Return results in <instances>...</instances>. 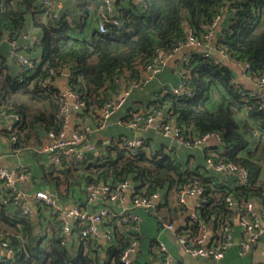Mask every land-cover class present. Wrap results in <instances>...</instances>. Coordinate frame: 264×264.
Returning <instances> with one entry per match:
<instances>
[{
  "label": "trees",
  "instance_id": "trees-1",
  "mask_svg": "<svg viewBox=\"0 0 264 264\" xmlns=\"http://www.w3.org/2000/svg\"><path fill=\"white\" fill-rule=\"evenodd\" d=\"M104 4V0H70L65 2L67 11L61 9L55 18L42 6V0H0V40L7 37L10 42L18 41L29 14L33 15L35 27L42 31L38 44L41 58L35 62L34 69L20 68L18 74H12L5 73V66L0 65V110L20 117L16 123L15 150L29 149L39 154L48 132L64 127L61 113L66 97L56 85L58 78L66 75L68 90L86 101V109L79 114V126L83 122L97 123L104 104L114 98L118 89L127 87L141 75L140 66L149 64L161 52L165 55L173 52L186 40L187 29L205 43L206 26L219 15L224 19L214 38L217 52H224L230 60L248 61L252 78L264 74V0H115L114 16L120 25L108 20V31L102 33L97 24ZM77 15L81 16L78 20L74 19ZM90 26L94 27L93 32L86 38L83 33ZM30 47L25 53L33 59ZM188 54L189 62L181 58L177 61L176 83L158 87L150 100L131 108L121 119L128 121L138 114L161 109L169 121L184 129L188 138L212 131L220 133L221 148L214 151L217 159L245 167L249 171L247 183H229L226 174L207 167L210 154L206 155V165L191 169L176 147L166 148L163 144L154 148L144 137H141L142 145L128 147L126 141L132 137L125 134L109 142L97 141L96 151H86L82 159L66 161L59 170L42 161L40 167L45 168L41 170L47 191L59 200L68 192L74 195L78 192L84 201L75 203L86 207V186L129 180L133 196L160 193L161 199L148 211L156 215L162 226L173 223L179 235L190 231L192 236L197 234L200 222L186 215V204L177 200L179 190L190 184L204 188L206 201L199 210V219L213 232L227 222L234 228L235 217L249 200L262 207L264 108L261 99L249 96L253 91L238 84L233 70L219 61L218 56L206 57L201 48H191ZM166 67L167 64L162 72ZM64 69L69 70L68 74ZM49 78L51 83L46 84ZM182 81L187 93L173 92L172 87ZM32 172L36 180L37 175ZM228 196L238 200L237 207L227 206ZM170 201L176 203L174 211L179 213L166 222L164 215L159 217L154 211L158 213ZM183 216L185 219L178 226L175 222ZM0 217L7 224L1 240L10 241L14 251L0 264H122V252L133 235L141 246L142 222L141 234H137L129 226L119 224L116 218L108 219L102 226L113 228L112 240L102 243L100 238H79L77 224L70 235L64 234L62 221L44 204L39 205L35 219L30 220L13 205L3 203L0 196Z\"/></svg>",
  "mask_w": 264,
  "mask_h": 264
},
{
  "label": "built area",
  "instance_id": "built-area-1",
  "mask_svg": "<svg viewBox=\"0 0 264 264\" xmlns=\"http://www.w3.org/2000/svg\"><path fill=\"white\" fill-rule=\"evenodd\" d=\"M76 2V0H73ZM142 1V0H137ZM114 0H104V6L99 12L98 27L102 33L108 31L106 21L110 20L115 25H120L118 18L114 16ZM42 6L57 18L63 4L61 0H42ZM222 16H217L215 20L206 26L208 29L205 35V43L197 38L191 29H187L188 34L184 42L168 55L161 52L160 56L145 65L140 66L141 75L130 81L127 87L118 89L114 98L107 101L100 113V120L97 123L83 122L79 126V114L86 109V101L81 98L78 93L66 90L63 95L66 97V103L62 108V116L65 119L64 127L59 131H49L47 141L38 149V153L45 158V161L52 165L56 170L62 168L66 161L72 159H82L86 151H96L97 141H92L89 135L101 134L103 131L111 128L115 123L125 125L133 130H146L153 128L165 137L177 140L178 142L188 146H200L211 139L221 141V134L218 132H208L195 138H188L184 134V129L176 125L173 121H169L167 116L161 109H155L145 114H138L135 118L123 121L119 119L115 121L114 115L125 107L128 99L132 96L135 89H141L152 82L158 74H160L167 64L168 58L182 48H201L206 57H212L213 49L211 42L216 35V29ZM11 55L18 59L19 65L25 71L32 70L35 67V60L31 59L26 53L29 46L20 43L17 40L11 42ZM189 53V52H188ZM188 53H185L181 59L190 60ZM224 56L227 54L221 52ZM218 58V57H217ZM220 61V59H219ZM238 65H243L248 76L250 75L251 65L248 61L232 60ZM65 73L66 70L64 69ZM69 72V70H68ZM56 74L55 71H51ZM251 78L256 90L249 93L261 99V105L264 108V74L255 78ZM51 83V79L46 80V84ZM185 81H182L177 87H172L175 93H187L184 91ZM251 92V91H250ZM254 93V94H253ZM243 95H246L244 92ZM70 102V104H69ZM70 106L74 107L77 112L78 123L75 128L69 129L68 113ZM0 118L7 122L6 128L9 133V139L14 149V144L18 141L15 133L16 123L20 120L18 114L0 110ZM141 137L128 139L126 145L128 147H136L142 145ZM15 150V149H14ZM19 151V150H17ZM207 164L210 168L222 172L226 175L238 174L242 183L248 182L249 171L239 164L231 161H223L217 159V154L209 155ZM131 183L129 180L117 182L116 184H99L86 186V207L78 203L67 205L61 202L57 196L51 194L43 188L36 187L33 173L27 163L18 160L15 164L8 166L0 163V196L3 203L13 205L23 217L34 220L40 204H44L58 215L62 221V230L64 234L70 235L74 226L77 224L79 230L77 236L79 238H103L105 241H111L113 228L102 225L110 218H116L119 224L129 226L132 232L141 234V217L134 210L137 208L151 210L161 199L159 192L152 195H138L131 197V203L126 208H117V203L122 199L126 192H130ZM204 188L200 185H188L183 187L177 193V200L181 204H186L189 198L197 199V204L189 213L190 218L198 220V232L192 236L190 231L179 235L177 226L173 223H165L163 226L172 231L181 247L186 253L193 257H203L209 259L224 258L228 249L235 244L233 234V226L227 222L223 223L217 232H213L210 227L199 219V210L204 207L206 199L203 197ZM227 206L232 209L237 207L232 196L226 198ZM240 226L243 229V238L238 243L240 255L252 253L256 243L264 238V205L257 210L254 202L249 200L244 206L240 214L237 215ZM2 247L8 249L7 252L13 254L12 243L10 241H1ZM140 248V242L136 235L131 237L127 247L121 255L122 264H137L136 258ZM155 258L161 264H173L167 253V247L163 242H159ZM7 257L0 254V263H5ZM33 264H37L34 262Z\"/></svg>",
  "mask_w": 264,
  "mask_h": 264
},
{
  "label": "crops",
  "instance_id": "crops-1",
  "mask_svg": "<svg viewBox=\"0 0 264 264\" xmlns=\"http://www.w3.org/2000/svg\"><path fill=\"white\" fill-rule=\"evenodd\" d=\"M61 1L63 4L62 9H65L64 12H66L67 10L65 8V2L68 3L70 2V0H61ZM76 12H78L77 9ZM80 18L81 16L77 15L76 18L74 19L78 20ZM223 19L224 17L222 18V20ZM221 22L219 24L216 33L218 32V30L222 28ZM93 28H94L93 26H90L87 29V31L83 33V36L89 38L93 32ZM76 33L79 34L78 32ZM41 37H42L41 29L35 27L33 22V15L29 14L27 18V25L25 31L22 33L18 41L27 46H31L30 47L32 48L30 49L31 55L36 63L40 62V58H41V49L40 47H38ZM211 45L212 47H214L215 39L211 42ZM11 48H12V44L7 37L0 40V65L5 66L4 68L5 73L18 74L21 67L19 65L18 59L15 56L11 55ZM190 50H191L190 48H182L180 51L173 53L168 58L167 61L168 67H166L160 75H158L151 83H149L148 86H145L141 89H137V91L134 94H132L130 99L127 101L125 107L122 110H120L118 113H116L113 119L115 121H118L119 119L123 118V116H125L127 111L130 110L131 108L136 109L141 105H144L148 100L151 99V96L153 95L155 90L158 89V87H162L165 84L176 83L179 77L177 61H179V59L182 58V56L185 53H188ZM212 51L214 55L218 56V58L223 63H225L228 67H230L233 70L235 74V81L238 84H241L247 90L250 91L256 90L254 83L252 82L251 78H249L243 65L236 64L235 62L230 60L229 57H226L224 56V54L215 51V49H213ZM6 65L8 66V68H6ZM66 74H68L67 71ZM56 85L61 90H63V92H66V90H68V82L66 75L58 78ZM68 123H69V129L75 128L78 123L77 112L72 106H70V110L68 113ZM6 125H7L6 120L0 118V163L11 166L15 164L18 160H22L23 162L27 163V165L32 169V171L34 170V174L37 175L36 180L34 179L36 187H38L37 185L38 183L41 188L47 190L48 186L46 185V183L43 182L42 170H41V169L44 170L45 168L40 167L42 166L41 162L44 161L45 158L42 157L40 154H36L32 152L29 149L25 151L14 150L11 141L9 139V133L6 128ZM155 131L152 129L133 130L125 125L115 123L111 128L103 131L101 134L93 133V135L91 136L89 135V138L92 141L98 140L102 142H109L112 139L125 134L131 136L132 138L144 137L147 140H150L154 148L163 144L166 146V148L176 147L178 150L177 152L182 158V160H184L185 162H189L188 165L190 166L189 168L191 169H193L195 166L199 168L198 166L206 165V155L207 154L212 155L214 154L215 150H220L221 148L219 141L215 139H211L200 146L188 147L178 142L175 139L162 137ZM47 139L48 138L46 137L45 141H47ZM207 167H209V165ZM37 172H39V174ZM261 179L264 181V166L261 172ZM233 183H240V181ZM131 197H132L131 192H126L124 197L118 201L117 208L121 209L129 206L131 203ZM60 200L61 202L67 205H71L75 203V201H78V203L79 202L82 203L84 201L82 200V198H80L78 192H76L75 195L72 192L71 193L68 192V195L66 197L60 198ZM196 204H197V199L195 198H189L187 200L186 215H188L192 211V209L195 207ZM254 204L257 209L261 207L260 204L256 201L254 202ZM175 208H176V203L170 201L168 202L167 206H163L159 208L158 213L155 211L154 213H156L159 217H163L164 215V218L167 220L166 222H168L169 220H172L171 219L172 217L176 216L175 214L176 212L179 213V211H174ZM135 210L141 217V221H142V239H141V246L139 248L136 258L137 264H161L159 261H157V259L153 255L154 253H157L156 244L158 245L159 242H163L166 245L167 253L169 257L171 258V260H173L178 264H264V238H262L256 243V246L252 251V253L247 255H240L238 243L243 238V229L240 226L237 217H235L234 219V229H233L235 244L230 249L227 250L224 258L218 260V259H209L203 257H193L189 255L181 247L179 241L177 240L173 232L166 229L164 226L160 224L159 220L155 217L156 215L151 214L150 211L146 209L137 208ZM183 219H185V216L181 217V219L175 223L179 226L181 225ZM38 225L39 224H37L36 227ZM6 226H7L6 223L0 221V254H3L8 258L12 256L11 253L7 252L8 249L2 247L1 245L2 234L6 233L4 232L6 231ZM37 231H39V228L37 229ZM41 235L43 236V233ZM100 241L102 243H106V241L103 238H101ZM155 241L156 244H154ZM101 256L106 257V253L101 252Z\"/></svg>",
  "mask_w": 264,
  "mask_h": 264
},
{
  "label": "water",
  "instance_id": "water-1",
  "mask_svg": "<svg viewBox=\"0 0 264 264\" xmlns=\"http://www.w3.org/2000/svg\"><path fill=\"white\" fill-rule=\"evenodd\" d=\"M66 71L68 72V70H66ZM226 180L229 183H233V182H237V181L241 182V178H240V176L238 174H230V175L227 176ZM234 202H235L236 205H238V200L236 198L234 199Z\"/></svg>",
  "mask_w": 264,
  "mask_h": 264
},
{
  "label": "rangeland",
  "instance_id": "rangeland-1",
  "mask_svg": "<svg viewBox=\"0 0 264 264\" xmlns=\"http://www.w3.org/2000/svg\"><path fill=\"white\" fill-rule=\"evenodd\" d=\"M119 119V118H118ZM118 119H116V120H118Z\"/></svg>",
  "mask_w": 264,
  "mask_h": 264
}]
</instances>
